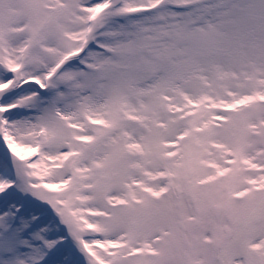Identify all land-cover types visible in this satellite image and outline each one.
Returning <instances> with one entry per match:
<instances>
[{"label": "snow or ice", "instance_id": "obj_1", "mask_svg": "<svg viewBox=\"0 0 264 264\" xmlns=\"http://www.w3.org/2000/svg\"><path fill=\"white\" fill-rule=\"evenodd\" d=\"M0 264H264V0H0Z\"/></svg>", "mask_w": 264, "mask_h": 264}]
</instances>
